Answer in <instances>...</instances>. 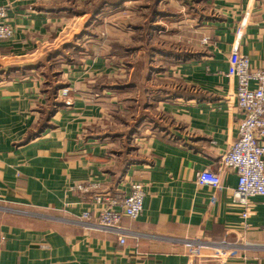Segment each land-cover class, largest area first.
<instances>
[{"label": "crops", "instance_id": "obj_1", "mask_svg": "<svg viewBox=\"0 0 264 264\" xmlns=\"http://www.w3.org/2000/svg\"><path fill=\"white\" fill-rule=\"evenodd\" d=\"M151 1L0 0L13 28L0 41V209L47 214L0 212V264H264V197L251 198L243 218L237 177L219 167L240 119L228 57L247 14L239 53L264 68V0ZM154 10L171 17L152 24ZM119 11L126 20L110 23ZM89 21L100 35L76 39L85 46L68 59L52 57ZM136 50L146 63L168 62L154 74L146 65L142 86L129 82L132 68L116 75L112 65ZM150 73L188 96L154 100ZM203 170L220 174L218 188L196 183ZM135 182L143 211L121 219L123 245L80 222L93 193L125 196Z\"/></svg>", "mask_w": 264, "mask_h": 264}, {"label": "built area", "instance_id": "obj_2", "mask_svg": "<svg viewBox=\"0 0 264 264\" xmlns=\"http://www.w3.org/2000/svg\"><path fill=\"white\" fill-rule=\"evenodd\" d=\"M6 5L0 6V41L13 35V28L6 22ZM247 14L236 30V42L228 57L226 75L236 81L235 106L240 114L236 139L231 147L220 157V169L228 170L237 177L233 191L234 201L248 217V201L254 197H264V68L254 69L247 56L241 55L238 42L245 26ZM69 88L59 91L66 98ZM199 186L218 188L221 184L219 173L210 170L196 174ZM91 187L78 186L77 190L89 194ZM144 188L141 183L130 184L129 193L116 197L102 193L91 196L93 209L84 211L80 222L89 229L101 230L118 236L124 244L127 231L121 227L122 218L137 219L143 211Z\"/></svg>", "mask_w": 264, "mask_h": 264}, {"label": "rangeland", "instance_id": "obj_3", "mask_svg": "<svg viewBox=\"0 0 264 264\" xmlns=\"http://www.w3.org/2000/svg\"><path fill=\"white\" fill-rule=\"evenodd\" d=\"M83 1V0H82ZM85 1V0H84ZM184 2H186V0H183ZM188 1V0H187ZM151 2H154V0H152ZM74 3V2H73ZM178 3H180L181 4V0H178ZM72 4V3H71ZM74 4H76V3H74ZM151 4V3H150ZM77 5V8L78 9H81V8H83V7H85V6H83L82 4H76ZM74 6V5H73ZM186 6V5H185ZM75 7V6H74ZM81 7V8H80ZM185 9V8H184ZM172 10H174V9H172L171 8V6H170V8H168V12L170 13V12H172ZM186 10V9H185ZM175 11V10H174ZM180 14V17L181 16H186V14L185 13H179ZM179 14H177V15H179ZM112 15L113 16H111V17H109V22L110 23H112V21L113 22H116L117 24H119V22H123L124 20H126V14L123 12V11H119V12H116V13H112ZM176 15V14H175ZM102 17V16H101ZM103 18V17H102ZM180 19H182V20H184V17L183 18H180ZM161 20H158L157 22L159 23ZM164 22V21H163ZM91 26L92 25H90L89 27H87L88 29H86V30H89V32L91 33V35H94V36H96V35H100L101 33H102V29L99 27V25L98 26H96L95 28L93 27L92 29H91ZM105 30V29H104ZM129 31H131V29L130 30H128L127 32L126 31H121V32H126V35H131L130 33H129ZM104 32V31H103ZM168 33H169V31H167ZM137 33V32H136ZM103 35V34H102ZM152 37V36H151ZM156 37V36H155ZM85 39V38H84ZM134 39H137V34H136V38H134ZM167 39V38H166ZM87 40V39H86ZM152 40H153V42H152V47H155V49H158V46H157V44H155L156 43V41H157V39L155 38V39H153L152 38ZM156 40V41H155ZM117 42H119L120 44L122 43V41H124V39H122V37L120 36L119 38H117V40H116ZM133 41V40H132ZM131 41V42H132ZM162 42L164 41V40H161ZM167 41H169V40H167ZM166 41V43H168ZM80 43V42H79ZM134 44H138V42H135ZM123 45V44H122ZM120 46V47H122L123 48V46ZM165 45H168V44H165ZM85 45L84 44H82L80 47H84ZM138 47H131V49L133 50V49H137ZM117 50V49H116ZM140 51L139 50H136V52L134 53V54H131V56L129 57V56H125V58H124V56H120L119 57V59L118 58H116V59H118V60H115V62L112 64L115 68V71H117L116 72V75H117V73H121V72H119V71H126V68H132L133 69V73H132V75H131V77H130V80H129V82L130 83H132L134 86H142V82L144 81L143 79H142V71L145 69V67H146V65H148V70L152 73V74H154L155 73V71H158V69H160V68H164V67H166V66H168V62H160V61H149L148 63H146V62H144L143 61V59H144V55H143V53L141 52V53H139ZM53 56L52 57H54L55 56V54H52ZM135 55V56H134ZM133 56V57H132ZM122 57V58H121ZM129 57V58H128ZM65 59V58H64ZM149 74V76H150V78H148V81H147V88L149 89V91H150V93L151 92H154V90H156V89H158V91H160V89H167L168 87H170L171 86V84L173 83V82H171V81H169V80H156L155 78L156 77H154V75H152V74ZM152 76V77H151ZM158 78H159V76H158ZM100 79V78H99ZM143 80V81H142ZM100 81V80H99ZM120 82H122V80L120 81ZM100 83V82H99ZM175 83V82H174ZM120 86H122L121 84H120ZM155 96V95H154ZM158 96H159V98H162L163 96H164V93H160V94H158ZM135 97H136V95H135ZM151 99H153V97L151 96ZM0 212H6V213H12V214H20V215H36V216H40V215H47V214H42V213H45V212H38V211H33V210H29V209H10V208H6V209H0ZM54 217H57V216H54Z\"/></svg>", "mask_w": 264, "mask_h": 264}, {"label": "trees", "instance_id": "obj_4", "mask_svg": "<svg viewBox=\"0 0 264 264\" xmlns=\"http://www.w3.org/2000/svg\"><path fill=\"white\" fill-rule=\"evenodd\" d=\"M102 3L99 4V7L96 10L94 9L95 10L94 12H97V10L100 9V6H101ZM175 16H176V18H181L180 14L179 15H175ZM160 17H162V20L168 21V19L171 17V15H169L166 12H160L159 10H154L152 12V15H151V23L153 24L155 22L156 18H160ZM90 23H91L90 21L87 22L85 24V26H84V29L78 35H76L75 39L72 42L63 45L55 53V56H61L62 55L63 57H65V59H68L70 55L75 54V53L78 54V52L81 50V47L79 46V44L76 43V39H80V38H82V36H85V35L86 36H90L91 35L89 30H86V29H88L87 27H89ZM155 31L156 30L153 29V27H151V31L150 32L153 33ZM115 48L118 49V50L122 49V47H120L119 45H116ZM155 50H157V49H155ZM167 67L168 66L158 69V72L164 71V69L166 70ZM48 84H51V82L48 83ZM95 85H99V82H97ZM174 87L175 88H174L173 92H170L171 91L170 90L171 86L168 87L167 89H160V91H158V89L154 90V92L156 93L154 100H156V101H163L164 100L165 101L166 99L170 98L171 96H173V97L175 96V97H178V98H179V96H185V97L188 96L187 91L183 90L180 86L175 85ZM161 92L164 93V96L162 98H159L158 94H160ZM128 142H133V136L128 137ZM133 147L134 146L132 145L130 151H134L135 150Z\"/></svg>", "mask_w": 264, "mask_h": 264}]
</instances>
